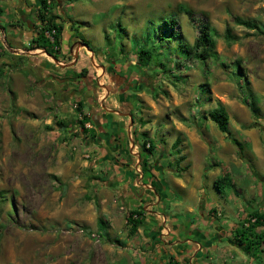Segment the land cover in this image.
<instances>
[{
  "label": "rangeland",
  "instance_id": "1",
  "mask_svg": "<svg viewBox=\"0 0 264 264\" xmlns=\"http://www.w3.org/2000/svg\"><path fill=\"white\" fill-rule=\"evenodd\" d=\"M49 1L50 17L63 27L51 55L30 49L27 39L40 31L39 21L23 34L11 28L21 26L18 0L10 17L1 13L0 264H139L149 254L143 233L150 220L168 211L185 215V205L198 214L202 188L208 202L219 194L213 177L234 178L232 166H251L247 151L264 132V0ZM235 17L254 20L262 31L236 26ZM163 18L176 19L190 45L209 24L217 34L216 57L202 63L174 41L154 42L156 65L164 68L139 67L137 51L151 46L147 34L156 37ZM226 28L232 43L225 41ZM76 49V73L58 70ZM83 70L93 80L87 89L75 85L84 94H61L59 81ZM102 96L110 100L104 104ZM252 101L257 116L247 105ZM100 102L112 110L109 119ZM217 102L226 108L230 135L207 118ZM186 185L194 189L192 200L179 191ZM221 186L226 199L232 183ZM131 211L147 223L134 235Z\"/></svg>",
  "mask_w": 264,
  "mask_h": 264
},
{
  "label": "crops",
  "instance_id": "2",
  "mask_svg": "<svg viewBox=\"0 0 264 264\" xmlns=\"http://www.w3.org/2000/svg\"><path fill=\"white\" fill-rule=\"evenodd\" d=\"M15 1L1 0V20V13H5L4 16L10 17L9 12L14 10ZM17 4L20 5L18 20L22 27L14 26L10 19L4 20L6 24L10 22L13 25L11 28L19 27L21 34L25 33V28L29 27V23L31 29H35L38 24L37 8L39 6H26L23 0H18ZM1 8L3 9L1 10ZM33 13L35 16L32 19L30 15H34ZM13 19L15 18L13 17ZM34 37H36V34ZM34 37L27 40H30L31 43ZM74 53L73 60L60 63V67L58 66L60 71H72L74 68L72 67L73 63H76L79 51L77 52L76 49ZM72 72L76 73L75 70ZM65 81H67L65 78L59 81L61 87L65 86ZM92 81L91 78H85V85L93 83ZM95 82L98 88L109 89L108 84H103L102 81L97 80ZM116 91H122V87H117ZM104 97L102 96V99ZM109 100V96L105 97L103 99L104 104ZM98 106L101 108L100 111H103L101 112L102 117L109 119L112 110L106 108L102 102ZM262 135L263 137L257 139L255 148L247 151L251 166L248 165V168L242 167V169L238 166H232L231 171L237 174L234 175V178L233 174H231V177L225 174L226 181L228 179V182L232 183L233 191L232 194L226 195V199L220 194L221 191L216 189L219 194L213 201L208 202L202 188L201 198L195 201L196 206L199 208L198 214H194L192 206L185 205V215L168 211L169 213L165 215L158 213L154 220H150L151 229H146L143 233L149 254L142 257L139 264H166L171 259L178 264H264V244L256 245L246 253L241 250L234 238L235 232L241 224L247 227L255 221L256 217H251V215L260 216L261 224L256 227L255 232L264 234V167H257L258 159L264 161V132ZM241 172L243 175H238ZM205 177L208 179V176L205 175ZM218 178L213 177V184ZM180 189L179 191L185 198L187 196L188 200L195 198L193 188H188L186 185L183 189ZM239 201L242 202L241 205ZM146 224L144 223V226ZM138 232L141 233L140 228Z\"/></svg>",
  "mask_w": 264,
  "mask_h": 264
},
{
  "label": "trees",
  "instance_id": "3",
  "mask_svg": "<svg viewBox=\"0 0 264 264\" xmlns=\"http://www.w3.org/2000/svg\"><path fill=\"white\" fill-rule=\"evenodd\" d=\"M40 4L41 5L38 7L37 15L39 17L38 21L41 27L39 28L40 31L36 34V37L32 39L30 44V49L31 50L41 49L43 51H46L49 55H51L53 49L54 48L56 49L57 46L59 45L60 35L63 27L50 17L51 2L49 0H40ZM187 15L191 16L190 12H188ZM233 22L236 26L244 27L245 29L248 30H256L260 32L262 31L261 25H258L254 20H246V19H241L239 17H235ZM156 25H158L157 29L156 30L154 29V31L156 32V37L155 35H151V34H147L146 37V40L152 41L151 46L147 47L145 44L137 51V64L139 67H142L143 69H147V70L150 69L152 70L155 67L164 68L163 63H159V65H156V62L158 61V55L155 52V46H154L155 43L159 44V47H161L163 42L169 43L171 41H174L177 49L181 53H185L190 59L199 60L202 63H204L206 60L210 58L216 57L217 54L215 52V48H216L215 37L217 36V34L215 29L211 28L209 24L207 23L202 24L198 28L197 30L198 36L192 45H190L187 41L183 40V38L181 37L177 29L178 21L176 19L163 18ZM46 32L50 34V37L52 39L46 36ZM153 38H155L157 42L153 40ZM224 38L227 43H232V41L234 40L230 28L225 29ZM52 67L54 68V66ZM85 73L86 70H83L81 73L78 74L79 76H85ZM137 81L138 79L136 80L134 79L133 82L136 83L132 82L130 85L136 86V84L140 82ZM248 92L251 98L252 93L250 90H248ZM247 101H248L247 99L244 100V102ZM81 105L82 104H78L80 111H81ZM247 105L251 109V112L254 114V116H257L259 109L254 104V102L253 101L248 102ZM207 118L217 126L218 130L221 133H226L230 135V130L228 126L229 116L223 104L217 102L216 106L210 111H208ZM83 129L86 131L85 128ZM231 140L237 146L241 145L240 142H238L236 139L231 138ZM180 143L181 140L177 138L173 144V147L175 148V152L177 154L180 153V150L177 148ZM144 147H145V143H144ZM153 149H154L153 146L149 145L148 151L152 152ZM145 171H147L146 168ZM224 183H226V176L218 178L214 183V185L218 191H221L222 189L221 185ZM1 198H3L2 193H0V200ZM253 216L256 217L255 222L249 224L247 227L244 226V224H241L240 228L236 230L234 236L237 245L241 248L243 252L246 253L249 252L252 249V247L256 245L264 244V234L255 232L256 227L261 224L260 216L251 215V217ZM127 223L130 226V234L134 235L137 229L144 223L142 213L139 211H131L129 213ZM104 228H105V224L102 220H100L99 229L103 230ZM166 264H178V263L171 259Z\"/></svg>",
  "mask_w": 264,
  "mask_h": 264
},
{
  "label": "flooded vegetation",
  "instance_id": "4",
  "mask_svg": "<svg viewBox=\"0 0 264 264\" xmlns=\"http://www.w3.org/2000/svg\"><path fill=\"white\" fill-rule=\"evenodd\" d=\"M85 76H79V74L75 77H68L64 83V87H61L60 91H61V94H64L68 97H72L73 96H76V95H83L84 94V91L82 92V88H77L75 85L81 83L84 87H89V85H85V79H84ZM96 84V82H95ZM90 88H92V91H94V87L91 86ZM86 92V91H85ZM93 96V95H92Z\"/></svg>",
  "mask_w": 264,
  "mask_h": 264
},
{
  "label": "water",
  "instance_id": "5",
  "mask_svg": "<svg viewBox=\"0 0 264 264\" xmlns=\"http://www.w3.org/2000/svg\"><path fill=\"white\" fill-rule=\"evenodd\" d=\"M83 46L87 49V50H89L90 51V49H89V47L86 45V44H83ZM51 58V57H50ZM55 62H57L58 63V61L56 60V59H53Z\"/></svg>",
  "mask_w": 264,
  "mask_h": 264
},
{
  "label": "built area",
  "instance_id": "6",
  "mask_svg": "<svg viewBox=\"0 0 264 264\" xmlns=\"http://www.w3.org/2000/svg\"><path fill=\"white\" fill-rule=\"evenodd\" d=\"M46 36L49 37L50 39H52V38L50 37V34H49L48 32H46ZM254 222H255V221H254Z\"/></svg>",
  "mask_w": 264,
  "mask_h": 264
}]
</instances>
